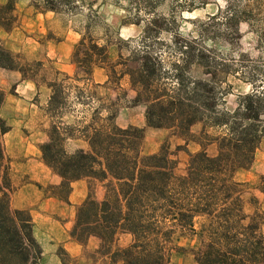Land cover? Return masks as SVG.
Wrapping results in <instances>:
<instances>
[{
  "label": "trees",
  "instance_id": "1",
  "mask_svg": "<svg viewBox=\"0 0 264 264\" xmlns=\"http://www.w3.org/2000/svg\"><path fill=\"white\" fill-rule=\"evenodd\" d=\"M17 1L0 4V27L5 30L16 22ZM53 2L43 0L42 10L56 11ZM247 20L234 12L222 24L227 30L232 28L239 39L240 24ZM160 31L150 38L157 40ZM202 42L174 32L170 46L177 57L168 65L144 44L113 65L107 61L110 72L118 74L116 80L128 76L135 94L128 102L132 107L144 106L146 125L170 130L185 142L177 147L188 155L183 173H178V161L165 144L146 154L142 128L115 124L113 101L108 108L91 107L88 119L62 121L70 104L90 105L99 99L87 87L93 83L94 70L107 60L106 44L82 37L72 53L75 74L55 71V78L46 82L41 61L29 62L0 43V69L16 71L37 85L41 75L50 90L44 108L50 121L47 141L39 151L45 166L60 180L47 186L49 196L68 204L73 182L87 181L88 192L75 208L69 236L80 245L97 238V253L107 255L110 264H168L172 252L178 250L175 242L189 236L199 241L192 250L195 264H264V215L258 209L252 215L245 213L247 184L236 179L238 172L252 166L264 137V83L256 85L253 68L245 75L218 60L215 51ZM118 65L122 70L117 73ZM229 76L252 87L251 92L237 96L232 110L223 106ZM5 99L0 88V110ZM196 124L201 129L193 136L191 128ZM8 131L0 117V264H39L43 252L33 233L31 214L11 205L9 161L2 143ZM69 141H82L86 149L69 151ZM189 141L198 144L199 150L188 152ZM212 145L216 150L209 154ZM99 184L104 189L102 199L96 197ZM258 189L264 194V174ZM251 200L258 206L257 199ZM198 219L201 223L196 227ZM120 233L129 235L130 242L113 250Z\"/></svg>",
  "mask_w": 264,
  "mask_h": 264
},
{
  "label": "rangeland",
  "instance_id": "2",
  "mask_svg": "<svg viewBox=\"0 0 264 264\" xmlns=\"http://www.w3.org/2000/svg\"><path fill=\"white\" fill-rule=\"evenodd\" d=\"M4 1L0 0V4ZM53 4L56 11H43V0H18L13 12L16 22L9 30L0 27V43L29 62L41 61L46 70L41 75L46 82L55 78V71L70 76L75 74L72 53L82 37L106 44L107 60L101 61L100 68L94 70L93 83L87 87L90 92L97 93L99 99L90 105L70 104L62 121L70 124L82 116L88 119L91 107L108 108L113 101L116 103L113 110L117 109L115 124L142 128L146 154L157 152L165 144L178 161V173L184 172L188 155L177 147L184 146L185 142L170 130L146 125L144 106L132 107L128 102L135 95L128 76L116 80L118 74L110 72V65L127 58L129 51L143 49V44L168 65L177 57L170 46V37L178 32L184 37L201 38L207 48L215 51L218 60L245 71V75L253 68L256 85L264 83L261 72L264 70V0H54ZM234 12L248 19L240 24L239 39L232 28L227 30L222 24L223 19ZM158 28L161 29L158 39L150 38ZM114 69L118 73L122 66ZM41 75L36 78L37 85L23 79L16 71L0 69V88L6 93L0 117L9 127L2 143L9 161L11 205L13 208L27 205L24 209L31 214L33 233L43 252L39 264H110L107 255L97 253V238H90L86 245L79 246L77 256H71L72 248H66L73 240L69 231L75 208L80 203L66 204L50 197L47 190L48 185H56L60 179L45 166L39 151V146L47 141L50 124L44 111L50 90L42 83ZM68 83L83 86L82 83ZM227 84L230 88L223 106L232 110L237 96L251 92L252 87L235 76H229ZM200 129V124L194 125L192 135L197 136ZM185 147L191 153L199 150V145L192 141ZM67 149L85 150L86 145L82 141H69ZM215 150L212 145L208 153L214 154ZM263 174L264 137L252 166L236 175L238 181L247 184L243 194L247 215L257 209L264 215V194L258 189L259 177ZM79 193L76 188L75 194ZM103 196L104 189L99 184L96 197L102 199ZM252 198L257 199L258 206L251 202ZM200 223L198 219L196 227ZM261 232L264 233V220ZM130 239L127 234H118L112 249L125 247ZM175 245L178 250L172 252L168 264H195L192 250L199 246L196 237H185Z\"/></svg>",
  "mask_w": 264,
  "mask_h": 264
},
{
  "label": "crops",
  "instance_id": "3",
  "mask_svg": "<svg viewBox=\"0 0 264 264\" xmlns=\"http://www.w3.org/2000/svg\"><path fill=\"white\" fill-rule=\"evenodd\" d=\"M129 125V124H128ZM118 126L120 127H126V125H121V124H118ZM76 188H79L80 190V193L79 195L77 196V194H75V189ZM87 195V183L85 180H78V181H75L73 182L72 184V190H71V194H70V197H69V202H75L76 204H79L81 203L84 198L86 197ZM27 207V205L25 204L24 206H20V207H15V208H25ZM81 245H79V243H77L76 241L72 240L71 242L67 243L66 244V248H72L73 249V252L71 253V256H77L79 254V249H81V247H79Z\"/></svg>",
  "mask_w": 264,
  "mask_h": 264
}]
</instances>
